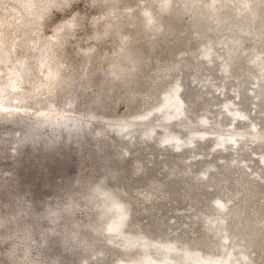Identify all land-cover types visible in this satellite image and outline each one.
<instances>
[{"label":"rangeland","instance_id":"obj_1","mask_svg":"<svg viewBox=\"0 0 264 264\" xmlns=\"http://www.w3.org/2000/svg\"><path fill=\"white\" fill-rule=\"evenodd\" d=\"M0 42V217L21 211L18 225L0 227V264H81L79 249L90 246L87 264H140L144 255L161 258L164 244L174 246L175 264H191L182 260L185 250L231 254L229 264H264V0H167V6L163 0H0ZM192 56L195 70L183 71ZM176 86L185 115L163 119L156 107ZM71 87L83 98L75 107L68 105ZM188 88L210 100L209 113H192ZM98 95L108 105L96 115L109 120L73 119L88 117ZM203 116L207 124L191 123ZM33 127L38 138L26 140ZM200 132L204 137L181 150L160 142L167 133L183 143ZM218 135L222 147L215 145ZM184 159H192L191 182L204 196L196 208L184 185L170 188L185 168L161 165ZM230 161L236 167L224 170ZM107 167L118 171L110 177ZM227 177L228 189L212 182ZM99 181L103 197L81 200L71 211L80 233L70 239L65 221L45 211L67 209L72 195ZM249 194L255 196L244 203ZM112 200L126 207L124 233L150 246L128 247L108 232ZM162 206L163 213H153ZM245 211L252 215L244 216L246 226L237 216ZM159 219L168 223L164 232H147ZM91 220L95 233L87 228Z\"/></svg>","mask_w":264,"mask_h":264},{"label":"trees","instance_id":"obj_2","mask_svg":"<svg viewBox=\"0 0 264 264\" xmlns=\"http://www.w3.org/2000/svg\"><path fill=\"white\" fill-rule=\"evenodd\" d=\"M106 34L104 33V36ZM195 56H192L191 59H190V63L189 62H186L184 64V67H183V71L185 72H188L190 71L192 68L193 70H195V67H193L194 65H192L196 60H195ZM192 62V63H191ZM204 69V66H199V70L198 72L201 73V70ZM179 71V73L177 74V78L179 79V81H183V78L185 79V75L183 77V72ZM205 71H206V68H205ZM206 78V77H205ZM105 81H107V78L104 79ZM83 82V80H82ZM199 81H195V83H197ZM206 81H202V87H203V84L205 83ZM78 87H80V85H78ZM78 87H75L74 88H70L69 89V101H68V105L69 106H74L75 105H79V103H81L82 99L83 98H78L77 97V94H76V89ZM181 90H183V88H181ZM219 92H221V90H219ZM187 93H188V97H189V100L191 101V104H192V113L193 112H206V113H209V106H210V100L205 97L201 92L197 91L196 88H188L187 90ZM106 105H108L107 103H105L104 101L101 100V97L98 95L96 96L93 100H91L88 104V108L89 110L93 111L91 112V114L88 116V117H83L82 115H77L76 117H74L73 119H77V120H87V123H92L94 120H101L103 122H106L107 120L109 119H99L98 116L96 115V112L99 111L100 109H104L105 107H107ZM220 116V115H219ZM222 116L220 117H217L216 119V123L215 125L219 126V121L221 119ZM193 122L191 123H198V124H202V125H205L207 124L209 121H207L206 117H198L197 119H194L192 120ZM207 121V122H206ZM36 130L37 128L36 127H33L32 130L30 131L31 133H29V135L27 136V139L26 140H30V139H33V140H36L38 137H37V134H36ZM76 139L75 142L77 143H82L83 140L85 139V137L81 136V137H75ZM73 139L72 138H66V141H65V144H69ZM77 140V141H76ZM46 144V143H45ZM126 154V153H125ZM212 154L208 152L207 156H211ZM164 155H160V157H163ZM205 155L203 154H200L198 155L197 158H195L194 160H199L201 157H204ZM192 159H184V160H179V161H171V162H161V165H163V170H168L170 167L171 168H177L178 170L181 169V168H185V171L183 172H178V176H182L180 181L177 182L173 187H170L171 189L173 190H176L178 187H182V185H184V187H186L187 189V192H186V195L188 197V199L191 201V204L193 205V208H196L199 204H201L202 202V198L204 197L203 195H201V193L195 189V187L193 186L192 184V178H190L193 173L192 169L189 167L188 165V162L191 161ZM231 165H226L227 168H224V170H228L229 168H235V161H230ZM150 164H154L153 161H150ZM160 165V164H159ZM206 166V165H205ZM208 166H211V165H208ZM207 168H210V167H207ZM116 171H118L115 167H107L105 169V175H108L110 177H112L111 175H113V173H115ZM173 174V173H171ZM170 174V175H171ZM222 173H218V176H221ZM255 175H257V173H255ZM254 175V176H255ZM184 177V178H183ZM196 177V176H195ZM186 178V180H185ZM198 178V177H196ZM232 177H227L226 179H223V180H216V181H212V182H215L219 185L222 186L223 189H228L229 186L233 185V180H231ZM152 181V179L150 178H147V180H144V183L146 184H149L150 182ZM143 182H141L140 184H142ZM101 184L102 182L99 181L98 183H96L93 187H91V189L89 191H87L86 193H84L83 195H72L71 199H69V204H68V208L66 209H63L62 211H57V209H55V207H47L46 209V214L47 215H51L54 219L56 220H62V221H65V232L67 234V237H69L70 239H74L77 235H79L80 233V230H79V223L73 219L72 217V210L75 206H77V203L81 200H86V201H89L90 199H92L93 197H95L96 195L99 194V196H102L103 197V194L104 193H100L99 192V188L101 187ZM240 184V183H239ZM238 184V185H239ZM244 185L248 183H243ZM243 185V186H244ZM122 183L120 181H116L115 183V186H114V191H117L118 193L122 192ZM170 189V190H171ZM234 190V189H232ZM111 192V191H110ZM236 197H238V195L236 194L235 195ZM253 196H255V194H249V196L246 197V199H243V202L244 203H248V200L251 199ZM93 209L95 208V206L93 205L92 207ZM34 209V204L32 203L31 207H30V210L32 211V214L31 215H36L37 212L36 211H33ZM163 209L164 207H159L157 210H153L156 215H160L161 213H163ZM95 210V209H94ZM244 210V209H243ZM244 212V211H242ZM246 213H241V214H238V218L239 220L241 221V223L245 226L247 225V220L244 218L245 215H249V217L252 218V215L248 212V211H245ZM142 213V210L139 211L137 210L136 212V218L138 217V220H139V215ZM19 216H21V211L19 210H16L14 213H12L11 215H9V217H7L6 215L3 216V217H0V227L1 226H9L11 228L15 227V225H18L19 224ZM264 216V213L263 215ZM152 217L154 218V215H152ZM94 220V219H93ZM93 220L89 221V223L87 224V228L88 230L91 232V233H95V229H94V226H95V223H93ZM136 220V222L138 221ZM154 219H152L151 221H153ZM260 222V221H259ZM255 225L257 224V221L254 222ZM239 224V223H238ZM261 224V223H260ZM263 224V222H262ZM185 225V223L183 224ZM24 229H25V234L26 236L29 238L32 234H33V230H32V227H30L29 225L28 226H23ZM168 227V223L167 221L165 222L164 220L162 219H159V221L156 223L155 222V225L150 227L149 225H146L145 228L147 229V232H153L155 236H159V233L160 232H164V230ZM236 229H238V225L235 227ZM215 239V238H214ZM193 240V239H192ZM43 242V240H42ZM195 242H199V241H195ZM252 242H255V240H252ZM209 245H212L211 243H208ZM75 250H78L77 248ZM91 250V246L90 247H86V248H83V249H79V252H81L83 254V258L85 259H82V263L81 264H87V258H86V255L85 253H88L89 251ZM99 254V253H97ZM98 256V255H96ZM94 256V257H96Z\"/></svg>","mask_w":264,"mask_h":264},{"label":"bare ground","instance_id":"obj_3","mask_svg":"<svg viewBox=\"0 0 264 264\" xmlns=\"http://www.w3.org/2000/svg\"><path fill=\"white\" fill-rule=\"evenodd\" d=\"M212 1L214 2L216 0H212ZM163 2H164V5L167 6V0H163ZM4 51L5 50H3V53ZM203 55L205 56L204 58L209 57L208 52H204ZM222 71L223 72L227 71L226 65L222 67ZM179 93H180V89L178 86H176L171 91L165 94L163 101L156 107L158 112L163 117V119H166V120L172 119V118L174 119V118H179L185 115L183 103L181 101ZM242 117H244L242 113L240 112L234 113V118L238 119ZM252 130H254V128H251V131ZM195 137L202 138L204 137V133L203 132H200L197 134L192 133L188 135V138L183 143L179 141L178 136L167 133L165 136L162 137L160 142L162 145L163 144L172 145L174 150H177V149L181 150V148H183L184 146H187V147L194 146L196 142ZM224 139L225 138L218 135L216 137L215 145L220 146V147L224 146L226 144V141H224ZM229 140H230V143L233 145L238 144L236 143L237 139L235 138V136H231ZM217 206L219 207V210L221 211L225 210L224 204H222L219 200H217ZM110 208L114 211V216L111 218L107 226V230L109 233H113L118 236L124 237L123 244L128 247L134 244H141L142 247L146 248L147 246H150V244H152L150 242L144 241L143 239L138 240L136 237H132V236L129 237L124 233L123 228L125 226L126 219H127V210L123 204L117 202L116 200H112L110 203ZM163 248L165 249V254L161 258L152 260L148 255H144L140 261V264H175L176 260L170 261V256H169V253L174 251V246L171 244H164ZM182 260L189 261L191 264H229L232 258H231V254H228L225 257H208V256H204L200 252L185 250L183 252ZM117 264H123V263L118 262ZM127 264H131V262Z\"/></svg>","mask_w":264,"mask_h":264}]
</instances>
